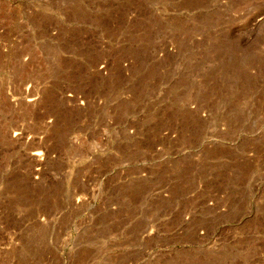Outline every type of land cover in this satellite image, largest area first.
I'll return each mask as SVG.
<instances>
[{"label":"rangeland","instance_id":"374dc122","mask_svg":"<svg viewBox=\"0 0 264 264\" xmlns=\"http://www.w3.org/2000/svg\"><path fill=\"white\" fill-rule=\"evenodd\" d=\"M0 264H264V0H0Z\"/></svg>","mask_w":264,"mask_h":264},{"label":"bare ground","instance_id":"6f19581e","mask_svg":"<svg viewBox=\"0 0 264 264\" xmlns=\"http://www.w3.org/2000/svg\"><path fill=\"white\" fill-rule=\"evenodd\" d=\"M33 99L31 98V99H29V101H32ZM34 154V153H33Z\"/></svg>","mask_w":264,"mask_h":264}]
</instances>
